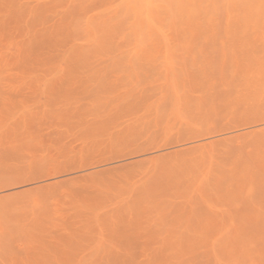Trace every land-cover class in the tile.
Listing matches in <instances>:
<instances>
[{
  "label": "rangeland",
  "instance_id": "rangeland-1",
  "mask_svg": "<svg viewBox=\"0 0 264 264\" xmlns=\"http://www.w3.org/2000/svg\"><path fill=\"white\" fill-rule=\"evenodd\" d=\"M76 1L0 0V226L34 211L75 221L14 233L9 243L0 242V264H264V176L104 211L87 227L77 195L63 191L128 196L150 180L182 176L189 170L186 158L199 150L214 165L248 156L249 141L264 139V71L225 90L184 91L181 83L200 65L210 72L264 57V17L185 22L168 18L167 5L152 0L139 8L142 32L127 36L138 22L132 9L122 8L123 0L96 2L108 14L93 0L80 1L87 2L83 8ZM79 19L81 34L75 32ZM123 23L125 30L116 29ZM107 28L117 41L90 40ZM72 32L76 37L64 36ZM248 107L260 115L231 121V111ZM193 126L204 130L190 137L178 133ZM198 144L201 149H193ZM85 232L90 237L81 238Z\"/></svg>",
  "mask_w": 264,
  "mask_h": 264
},
{
  "label": "bare ground",
  "instance_id": "bare-ground-1",
  "mask_svg": "<svg viewBox=\"0 0 264 264\" xmlns=\"http://www.w3.org/2000/svg\"><path fill=\"white\" fill-rule=\"evenodd\" d=\"M82 1V0H80ZM79 2H77L78 6ZM162 2H164L167 5V10H170V13L168 15V18L170 19H181L182 21L185 22H197V23H203V22H207V23H219L221 21H226L227 23H231L232 21H246V19H248L249 17L251 18H260V17H264V0H160ZM87 2H89L87 0ZM87 2H83V3H87ZM95 2V3H94ZM96 2H99V0L95 1L93 0V3L91 2L92 5H96ZM106 2V1H104ZM119 1H116L115 3H118ZM152 0H123V7L129 10H133L134 12V16H136L137 19V24L135 25L136 27L140 28L137 30H133L132 32H128L127 36L129 35H134V36H138L143 28V20H142V16L140 13L139 8L147 6L149 7V5L151 6ZM72 3V2H71ZM75 3V2H74ZM83 3H81L82 5L80 7L83 8ZM100 3V2H99ZM102 3V1H101ZM122 3V0L120 1V4ZM90 4V6H92ZM104 4V3H103ZM102 4V5H103ZM76 5L77 8H79ZM98 5V4H97ZM96 5V6H97ZM89 6V4H88ZM101 6V5H99ZM104 6V5H103ZM98 7V6H97ZM259 8V11H248V8ZM71 8V7H70ZM81 8V9H82ZM85 8V7H84ZM100 10L101 8L98 7ZM115 9L117 7H114ZM121 8V9H122ZM96 9V8H95ZM94 9V10H95ZM98 9V10H99ZM68 10V8H67ZM83 10V9H82ZM84 10H88V9H84ZM96 10V11H98ZM105 10V9H104ZM103 9L101 11L105 12ZM109 10V9H108ZM113 10L114 9H110ZM128 10V12H129ZM175 10V11H173ZM70 11V10H69ZM73 11V10H72ZM101 11H99V13H101ZM122 11V10H121ZM125 11V10H124ZM77 12V11H75ZM74 12V13H75ZM83 12V11H82ZM123 12V11H122ZM126 12V11H125ZM32 13V12H31ZM107 12H105L106 14ZM110 13V12H109ZM112 13V12H111ZM118 16L121 15V13L118 11ZM77 13H75L73 16H75ZM87 14V13H86ZM84 15V14H80L81 17L84 19V16H89L90 15ZM102 17H104V13H101ZM108 14V13H107ZM70 15V14H69ZM78 13V17L80 16ZM123 15V14H122ZM127 15V14H126ZM96 16V15H95ZM114 16V15H113ZM131 16V15H130ZM31 17V16H30ZM88 17V18H89ZM92 17V16H91ZM97 17V16H96ZM100 17V15H99ZM128 17V16H127ZM141 17V19H140ZM86 18V17H85ZM87 18V19H88ZM115 18V17H114ZM139 18V19H138ZM78 19V18H77ZM76 19V20H77ZM90 19V18H89ZM111 19V18H110ZM122 20V18H120ZM126 19V17H125ZM132 19V18H130ZM134 19V18H133ZM148 19V18H147ZM112 20V19H111ZM82 21V19H79V22ZM89 21V20H88ZM87 21V23H88ZM100 21V20H99ZM96 20L97 25L98 22ZM120 21V20H118ZM123 21V20H122ZM128 21V20H127ZM126 21V23H127ZM262 21V20H261ZM84 22V20L82 21ZM86 22V20H85ZM95 22V21H94ZM102 22V21H101ZM105 22V24L108 22ZM263 22V21H262ZM77 23V24H78ZM121 23V22H119ZM130 22H128L129 24ZM151 25H149L151 28H153L152 26V22H150ZM169 23V22H168ZM223 23V22H222ZM76 24V22L74 23V25ZM81 24V23H80ZM90 24V23H88ZM103 24V23H102ZM81 25H76L78 26L77 29L78 31L75 32H83ZM91 25V24H90ZM94 25V24H92ZM91 25V26H92ZM111 25V24H110ZM119 25V26H118ZM139 25V26H138ZM71 26V25H70ZM79 26L81 28V30H79ZM87 26V25H86ZM103 26V25H102ZM118 28L121 30V28H123L122 24H117ZM121 26V28H120ZM88 27V26H87ZM86 27V28H87ZM94 27H96L94 25ZM93 27V29H94ZM85 28V26H84ZM85 28V29H86ZM97 28V27H96ZM159 28V27H158ZM218 28V27H217ZM216 28V29H217ZM233 27H231L230 25L227 26V29H231ZM259 28V29H258ZM261 27H257L258 30H256L257 32H260V34L262 35V31L260 29ZM124 29V28H123ZM126 29V26H125ZM124 29V30H125ZM129 29V27L127 28V30ZM161 29V28H160ZM237 29V28H236ZM74 30L75 27H74ZM124 30L123 34H124ZM162 30V29H161ZM224 30V29H223ZM222 30V31H223ZM240 30V29H239ZM87 30H85L86 32ZM66 32V31H65ZM84 32V33H85ZM95 35L100 34L99 38H90V40L94 43H97L99 45H102L103 42L105 41V39L110 36L109 33L111 34L113 32V34L115 35L116 32L109 30V28H107L106 30L103 29L101 31H95ZM121 32V31H120ZM220 32V29H219ZM64 33V32H63ZM73 33V35H72ZM71 35L67 34H62L66 37H71L74 36L76 37V33L72 32ZM88 34V33H86ZM112 34V35H113ZM129 34V35H128ZM77 35H79L77 33ZM113 35V36H114ZM88 35H86L87 37ZM102 36V38H100ZM103 36H107V37H103ZM111 37V39H116L115 41H117V37ZM62 37V36H60ZM65 37V38H66ZM79 37V36H78ZM85 37V36H84ZM96 37V36H94ZM122 37V34H121ZM142 37V36H141ZM64 38V39H65ZM61 39V38H59ZM71 39V38H68ZM72 40V39H71ZM109 39H107L108 41ZM128 40V37H127ZM131 40V39H130ZM140 40V39H139ZM85 41V40H84ZM113 41V40H112ZM114 41V44L116 43ZM133 41V40H132ZM111 42V41H110ZM122 42V41H121ZM84 43V42H82ZM106 43V42H105ZM104 43V44H105ZM33 44V43H32ZM74 44V43H73ZM71 43V46L73 45ZM80 44V43H79ZM108 44V43H106ZM105 44V45H106ZM112 43H110L111 45ZM112 44L113 46L111 47V50L115 49V45ZM123 44V43H122ZM27 45V44H26ZM25 45V46H26ZM76 45V43L74 44ZM119 45H121V43H119ZM118 45V46H119ZM144 45V44H143ZM138 46V45H137ZM80 47V46H79ZM86 47V46H85ZM114 47V48H113ZM122 47V45H121ZM120 47V49H121ZM74 48V47H72ZM72 48H71V52H72ZM119 48V47H118ZM116 48V51H119L120 49ZM110 49V48H108ZM77 50V49H76ZM85 50V49H84ZM110 50V51H111ZM69 51V52H70ZM94 50H91L89 52V54H93ZM112 51V53H114ZM201 51V50H200ZM216 51V50H214ZM237 51V50H235ZM248 51V50H247ZM93 52V53H91ZM73 53V52H72ZM87 53V52H85ZM247 53V52H246ZM250 53V52H249ZM252 53V52H251ZM74 54V53H73ZM84 53H82L81 55H83ZM87 54V55H89ZM243 54V53H242ZM256 55V54H255ZM253 57V56H251ZM201 67L203 65H200ZM211 66V65H210ZM200 67V69L198 70V74L194 75L192 77H188L187 80L183 83H181L182 85V89L185 90H205V89H209L208 91H210L211 89H215L218 88L220 86L224 87V90L227 86H231L233 87V85H235V83L237 85H239L241 83L240 80L243 79H249L252 78L253 76H255V74L257 73H261V76H263L262 72L264 71V57H258L255 56L254 59L247 61L245 64L237 67V68H219L217 70H211L210 72L206 70V68L204 67V69H202ZM218 67V66H217ZM211 69V67L209 68ZM194 70V69H193ZM207 71V72H206ZM260 76V75H259ZM259 78V77H258ZM254 79V78H252ZM263 80V78H262ZM240 83H237V82ZM244 81V80H243ZM258 81V79H257ZM247 82V81H246ZM263 83V81H261ZM245 83V81H244ZM252 83V82H251ZM255 83V82H254ZM141 85V84H140ZM244 85V84H243ZM247 85V84H246ZM245 86V85H244ZM258 86V83H257ZM262 86V85H261ZM246 87V86H245ZM164 88V87H163ZM228 88V87H227ZM248 88V85H247ZM252 88V87H251ZM222 89V88H221ZM231 89V88H229ZM241 88H239L240 90ZM244 89V88H243ZM258 89V87H257ZM159 90V89H158ZM238 90V92H239ZM246 90V89H244ZM249 90V89H247ZM246 90V92H247ZM146 91V90H145ZM155 91V90H154ZM241 91V90H240ZM252 91V90H251ZM150 92V91H149ZM160 92V90H159ZM202 92V90H201ZM231 92V91H230ZM237 92V91H236ZM235 92V94H236ZM161 93V92H160ZM162 93L166 94L169 93L167 90H162ZM198 93V92H197ZM215 93V92H214ZM221 93V92H220ZM232 93V92H231ZM242 93V92H241ZM250 93V92H249ZM247 92V94H249ZM254 93V92H253ZM156 94V93H155ZM208 94V93H207ZM218 94V93H217ZM223 94V93H222ZM227 94V93H226ZM225 94V95H226ZM230 94V93H229ZM239 94V93H238ZM252 94V93H251ZM135 94L127 97L124 99V101H131L133 99H135L136 97L134 96ZM145 95V94H144ZM171 95V94H170ZM237 95V94H236ZM241 95V94H240ZM242 95H246L245 93ZM241 95V96H242ZM253 95V94H252ZM251 95V96H252ZM158 96V95H157ZM156 96V97H157ZM197 96V95H196ZM213 96V95H212ZM227 96V95H226ZM254 96V95H253ZM252 96V97H253ZM256 96V95H255ZM146 97V96H145ZM153 97V96H152ZM155 97V96H154ZM170 97V96H169ZM234 97V96H233ZM237 97V96H236ZM250 98V96H248ZM251 97V98H252ZM138 98V97H137ZM148 98V97H147ZM218 98V97H217ZM227 98V97H226ZM257 98V97H256ZM228 99V98H227ZM238 99V98H237ZM236 99V100H237ZM245 99V98H244ZM138 100V99H137ZM149 100V99H148ZM223 100V99H222ZM249 100V99H248ZM259 100V99H258ZM140 101V99L138 100ZM136 102V101H135ZM146 102V101H145ZM172 102V101H171ZM204 102V101H203ZM202 102V103H203ZM231 102V101H230ZM238 102V101H237ZM142 103V102H141ZM168 103H170L168 101ZM239 103V102H238ZM247 103V102H245ZM167 104V103H166ZM185 104V103H184ZM183 104V105H184ZM255 104V102H254ZM142 105V104H140ZM243 105V104H242ZM249 105V104H248ZM251 105V104H250ZM137 108L139 105H136ZM245 106V105H244ZM259 106V104L257 105ZM168 107V104H167ZM195 107V104H194ZM193 107V108H194ZM202 107V106H201ZM123 109V107H122ZM162 109V108H161ZM261 109V108H260ZM128 110V109H127ZM198 110V109H197ZM202 111V110H201ZM261 112H259V109L256 107H253L251 109H240V110H233L230 112L229 116L231 121H239V120H245V119H249L251 117H257L258 115H260ZM263 113V112H262ZM186 126V125H185ZM200 126V125H198ZM180 127L178 130V133L181 134V136H194L197 135L199 133H201L204 129V127ZM196 128V129H194ZM251 133V132H249ZM257 135V134H256ZM257 137V136H255ZM244 141V140H243ZM128 142V141H127ZM248 143V142H247ZM250 145V147H252L251 152L249 153L248 156L246 157H237V158H232V159H221L220 161H218L215 165L213 164L211 158L209 157L210 155L207 154L206 152H204L203 150H199L198 152H196L195 154H193V152H191L193 155L190 157L186 158V162L189 166V170L185 173L182 174V176L177 177L176 178H167V179H157L153 182H151V180L146 183L145 185H143L141 188H139V190L137 192H135L133 195H117V196H111V195H107V196H103L100 194H93V195H89L86 192H84L85 190H82V188H78L75 189L73 191L71 190H63L65 193H74L77 195V199L78 200V205L81 207V210H84L82 213H85V222H86V227L90 225L91 221H95L98 223V221H100L102 219V217L104 216V211L107 213H111L113 211H122V210H130V208L134 207V205L137 202H141V203H145L153 198L156 197H160L161 195L166 196V195H171L172 194H177V193H208L213 187H223L226 184H229L233 181H240V180H250V179H255L257 177L260 176H264V139L263 138H253L252 140L249 141L248 143ZM247 144V145H248ZM235 145V144H234ZM232 144V146H234ZM198 146V149L201 147V144L196 145L194 148H196ZM228 147V146H227ZM233 148V147H232ZM237 148V147H236ZM233 148V149H236ZM240 149H238L239 151ZM196 151V150H195ZM234 151V150H233ZM217 152V151H216ZM219 152V151H218ZM224 152V150H223ZM243 152V151H242ZM232 153V152H231ZM235 153V151H234ZM237 153V152H236ZM245 153V152H244ZM191 155V154H190ZM234 156V155H233ZM214 157V156H213ZM228 157V156H227ZM216 158V157H215ZM161 162V161H160ZM185 162V163H186ZM212 162V163H211ZM169 163V162H167ZM171 163V162H170ZM180 163V161H179ZM178 163V164H179ZM162 165V164H161ZM177 165V163H176ZM157 167V166H156ZM164 166H162L163 169ZM183 167V166H181ZM180 167V168H181ZM187 168V167H186ZM161 169V170H162ZM168 169V168H166ZM166 169L164 171H166ZM184 169V168H183ZM157 170V169H156ZM169 170V169H168ZM143 171V170H142ZM176 171H180L179 169H177ZM184 171V170H182ZM155 173V172H154ZM177 173V172H175ZM176 175V174H175ZM156 176V174H155ZM157 178V176L155 177ZM151 179V178H150ZM263 181V180H262ZM248 183V182H247ZM264 183V182H262ZM262 185V184H261ZM260 185V186H261ZM240 190V189H239ZM238 191V190H237ZM21 193V191L19 192ZM261 193V192H260ZM16 194V193H13ZM259 194V193H257ZM263 194V193H262ZM81 195H83L84 197H81ZM12 196V194H11ZM75 196V195H74ZM73 196V197H74ZM260 196V195H259ZM3 197H7V196H2ZM75 198V197H74ZM83 198V199H81ZM262 199V198H261ZM200 200V199H199ZM248 200V198H247ZM200 203V202H199ZM149 204V203H148ZM197 204V203H196ZM167 206V205H166ZM197 206V205H196ZM199 208V207H196ZM203 209V207H202ZM254 209V208H253ZM175 210V209H174ZM248 210V209H247ZM176 211V210H175ZM198 211V210H197ZM167 212V211H166ZM252 212V211H251ZM106 213V214H107ZM187 213V212H186ZM105 214V215H106ZM114 214V213H112ZM253 215H255L253 213ZM179 216V215H178ZM198 216V215H197ZM193 218V217H192ZM191 219V218H190ZM238 219V218H237ZM241 220V219H240ZM74 221V219L72 217L70 218H60V219H56L55 217H53L52 215L48 214L47 212H42V211H34L33 213H30L29 215H24L22 217H19L18 219H13V220H9L7 223H4L3 225L0 226V242H8L11 241L9 240L10 237L14 234V233H39L40 231H42L43 229L46 228H50V227H67L68 224H72ZM172 222V221H171ZM210 223V221H208L206 223V226ZM264 223V222H263ZM213 223H211L212 225ZM259 224V221L256 223V225ZM177 227V226H176ZM187 229V228H186ZM223 229V228H222ZM82 232V231H81ZM187 232V231H186ZM234 232V231H232ZM16 233V234H17ZM188 234V233H187ZM190 234V233H189ZM90 233L89 232H85L82 234L81 238H88ZM245 236V235H244ZM125 238V237H124ZM188 238V237H187ZM9 240V241H8ZM83 242H85L84 239H81ZM169 238L165 237L164 241H168ZM187 241V240H186ZM255 241V240H254ZM253 241V242H254ZM260 242V241H259ZM149 244V243H148ZM192 244V243H191ZM258 244V242H257ZM4 245V244H3ZM254 245V243H253ZM255 247V246H254ZM261 247V246H260ZM202 250V249H201ZM222 250V249H221ZM102 251V250H101ZM161 251V250H160ZM98 251H95L94 253H96ZM211 253V252H210ZM93 254V253H92ZM101 254V253H100ZM222 254V253H221ZM93 256V255H92ZM247 256V255H246ZM99 257V256H98ZM111 259V258H110ZM247 260V259H246ZM202 262V261H201ZM249 262V261H248ZM212 263V262H211ZM143 264V263H142ZM213 264V263H212Z\"/></svg>",
  "mask_w": 264,
  "mask_h": 264
}]
</instances>
